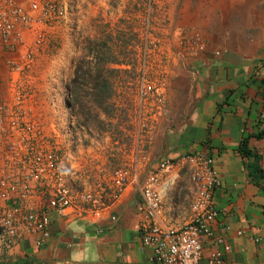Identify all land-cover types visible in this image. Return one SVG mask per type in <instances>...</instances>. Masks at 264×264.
<instances>
[{
    "label": "crops",
    "instance_id": "0c3cea01",
    "mask_svg": "<svg viewBox=\"0 0 264 264\" xmlns=\"http://www.w3.org/2000/svg\"><path fill=\"white\" fill-rule=\"evenodd\" d=\"M30 1L0 0V12L10 14L18 5L30 11ZM66 1L72 5L67 20L36 23L32 29L17 22V32L11 33L10 41H5L0 32V87L8 95L14 81L6 59L21 58L26 47L38 35H44L46 45L37 54L33 72L37 93L33 104L44 116L47 127L52 129L56 124V131L62 134L58 139L67 151L68 180L73 191L95 187L98 180L109 181L118 166H133L139 148L147 154V159H141L138 167H133L124 192L100 216L81 206L51 209L45 243H36L39 233L27 234L14 247L0 242V263L158 264L152 259V249L143 244L141 222L145 212L141 185L160 159L205 152L214 157L220 177L214 193L219 215L212 227L231 247L220 264H264V138L251 136L248 149L252 156L240 151L244 136L264 128L261 120L264 114V0H169L170 17L175 22L170 28L173 27L174 35L184 32L189 43L191 35L204 34L208 26L217 34L209 51L196 46L195 56L183 60L182 52L189 56L194 49L186 47L182 51L174 47L170 56L173 61L170 59L167 63L174 69L167 75L169 93L171 87H179L173 84L176 81L190 78L195 84L198 100L188 115L170 123L164 111L147 115L140 121L130 118L123 125L119 118V122L114 118L118 117L116 114H102L105 129L82 128V132L78 129L74 133L65 126L69 121L64 100L68 82L62 70L70 58L63 52L82 45V41L77 43V37L68 39L69 33L80 31L93 35L98 29L88 20L93 0ZM137 1L121 0L116 8L118 16L126 17L131 4ZM82 7L85 13L81 14ZM118 32L127 33L121 26ZM109 37L115 42L114 37ZM208 38L209 44L214 36ZM185 62L188 65L181 67ZM121 63L109 64L124 65ZM190 63L192 71H187ZM52 76L61 80L62 85H49ZM60 90L62 97L51 104L45 91ZM170 104L169 99L168 112L172 110ZM149 105L145 106L147 112ZM141 122L148 125L147 132L139 125ZM187 186H178L170 193L182 205L177 212V219L181 221L190 214L185 204ZM222 248L214 239L207 240L203 244L201 264H207L210 255Z\"/></svg>",
    "mask_w": 264,
    "mask_h": 264
},
{
    "label": "built area",
    "instance_id": "2783aa9c",
    "mask_svg": "<svg viewBox=\"0 0 264 264\" xmlns=\"http://www.w3.org/2000/svg\"><path fill=\"white\" fill-rule=\"evenodd\" d=\"M29 8L26 11L18 5L10 14L0 12V32L5 41H10L11 33L17 32L18 24L32 29L36 23H59L67 19L68 7L62 0H31ZM196 43L198 49L204 50L201 38L196 37ZM44 44L45 36L38 35L21 58L6 59L14 81L8 95L0 87V242L8 247H14L29 233H39L36 243L43 245L49 234L51 209L81 206L100 216L124 192L133 167H138L141 159H147V154L139 148L133 166H118L109 181L98 180L95 187L73 191L68 180L67 151L59 140L62 134L56 131V124L52 129L47 127L44 116L34 105L37 93L33 72ZM49 85L59 87L62 82L52 76ZM45 92L54 105L59 91ZM155 93L157 103L144 112L148 95ZM166 107V98L159 89L145 83L140 111L151 116L163 113ZM261 120L264 122V114ZM65 126L70 132L74 129L70 121ZM141 126L145 132L149 130L146 123ZM183 180L188 185L185 204L190 214L181 221L177 212L182 205L170 193ZM219 184V170L209 153H185L157 162L141 185L145 212L141 222L143 244L152 249L155 263L201 264L203 244L212 239L223 248L214 251L207 264L221 263L231 247L212 227L219 215L214 205Z\"/></svg>",
    "mask_w": 264,
    "mask_h": 264
},
{
    "label": "rangeland",
    "instance_id": "374dc122",
    "mask_svg": "<svg viewBox=\"0 0 264 264\" xmlns=\"http://www.w3.org/2000/svg\"><path fill=\"white\" fill-rule=\"evenodd\" d=\"M93 1L94 8L92 7L89 10L88 20H90L91 24H93L98 30H96L93 35L83 34L80 33V31L78 32L79 34H68V39L77 37V43L82 41V45L77 44V48H72V50L66 49L63 52L65 57L70 58L69 63L65 64L62 70V75H64V79L66 78V83H69L70 80L73 79L75 69L79 66H82V70L84 71L89 68L88 62L92 61L93 57L91 52L93 44L91 41H95L97 44V42H102L107 39L108 45L112 48V53L110 52L111 55H113L117 60L122 61L124 64H108L109 69H119V71L114 75H109L113 95L110 102L115 104L114 112L118 117L114 118H116L117 122H119L120 119V121H122L121 123L124 125L128 123V119L130 118H132L134 122L142 119L144 120L146 114L143 113L146 111L144 109V112H141L140 107L141 91L145 83H152L157 87V89H159V93L166 98L167 109H169V99L171 100L170 105L172 106V110L168 112L166 109L165 113L167 112V114L164 115L167 118V122L172 123L181 121L188 115V111L195 105V101L198 100V98L195 97V92L197 90L195 88V84L192 83L190 78H187L182 82L176 81L173 83L180 88L178 87L175 89L174 87H171L172 89L169 93L170 83L167 79V75L174 69L173 66L168 65L167 63L171 59L170 56L173 53L174 47L182 48V51L186 47L196 49V37L201 38L204 42L205 48L203 51H209L210 46L213 43L212 41H215L217 37L216 31L210 26L205 27L204 34L196 33L193 34V36L191 35L189 43L187 42L188 36L186 37L184 32L182 35H180L181 33L174 35L173 27L170 28V25L175 24V22L173 21V18L170 17L171 13L168 9L169 0H159L157 2H154L153 0H138L135 5L131 4V8L127 10L128 15L126 17H119L116 12V8L119 6L121 0ZM105 3L108 4L105 5ZM62 4L67 5L68 15V12L72 8L71 3L66 0H62ZM83 8L84 7H82L81 14L82 12L85 13ZM84 21L83 17V20L80 22L81 26ZM120 26L125 27V31H127V33H119L118 29ZM109 30L110 32L108 33ZM72 31L73 33L76 32L75 27ZM110 35L115 38V42L114 40L111 41V38L109 39ZM207 36H214V39H211L209 44L206 41L208 38ZM69 46L72 47L71 44H69ZM195 49L192 50L194 53L189 56L184 54L183 51L182 54L185 55L183 60L188 59V57H194L196 51ZM93 50L94 49H92V51ZM170 61L173 60L171 59ZM187 65L188 62H185L181 65V67ZM189 65L191 66V63ZM186 70L192 71V66L191 68L187 67ZM87 91L88 87L83 86L81 92H83L84 96L81 98L88 104L85 107H89V105H91L90 102H88V99L90 98L87 96ZM61 97L62 92L60 90L57 98L60 99ZM66 97L67 94L64 96V100L67 102ZM86 97L88 99H86ZM157 97V93L148 95L147 105L148 103H151V105L147 107L149 110H151L153 105L157 103ZM67 106L69 109L68 119L70 123L72 122L74 125L73 133L78 131L79 128L77 125L82 121H84L83 123L89 124L90 129H93V131L97 130V125L93 120L94 118L92 116L88 118L87 114H85V111L82 110L81 107H77L75 109V115L71 116L68 103ZM91 110L94 115L96 110ZM141 124L142 122L139 123V125ZM84 129L87 130V128ZM80 131L82 132L83 129L81 128ZM183 181L180 182L179 186L187 184L185 180Z\"/></svg>",
    "mask_w": 264,
    "mask_h": 264
},
{
    "label": "trees",
    "instance_id": "16d2710c",
    "mask_svg": "<svg viewBox=\"0 0 264 264\" xmlns=\"http://www.w3.org/2000/svg\"><path fill=\"white\" fill-rule=\"evenodd\" d=\"M91 43L93 44V47L91 48L93 57L92 61L88 62L89 68L85 71L82 70V66L75 69L73 79L67 83L68 92L66 100L70 108L71 116L75 115V109L77 107H81V109L85 111V114H87L88 118L90 116L94 118L93 120L97 125V130H103L106 128V124L104 119L101 118V115L105 114L107 116H112L115 114V104L110 102L113 95L109 75H114L119 71V69H109L108 64L111 62H119V60L111 55L112 48L108 45L107 39L102 42H97V44L95 41H91ZM92 49L94 50L92 51ZM83 86L88 87L87 96H89L90 99L87 97L86 99H88V102L91 104L89 107H85L88 104L81 98L84 96L83 92H81ZM91 109L96 110L94 115ZM83 122L84 121L78 123V128H87V130H89L90 125ZM260 122L262 123V121H259V123ZM251 136L258 139L264 138V128L259 129L257 133L247 134V136H244L243 141L241 142L240 151L245 156H252L251 150L248 149ZM14 264L21 263L15 262Z\"/></svg>",
    "mask_w": 264,
    "mask_h": 264
}]
</instances>
